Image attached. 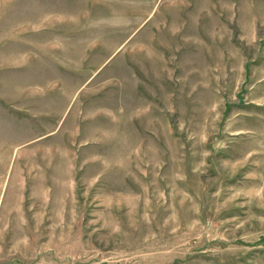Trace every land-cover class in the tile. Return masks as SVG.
<instances>
[{
    "label": "rangeland",
    "instance_id": "rangeland-1",
    "mask_svg": "<svg viewBox=\"0 0 264 264\" xmlns=\"http://www.w3.org/2000/svg\"><path fill=\"white\" fill-rule=\"evenodd\" d=\"M0 264H264V0H0Z\"/></svg>",
    "mask_w": 264,
    "mask_h": 264
}]
</instances>
